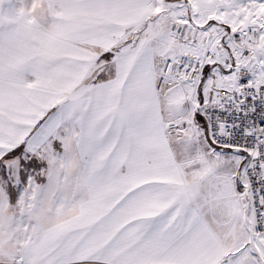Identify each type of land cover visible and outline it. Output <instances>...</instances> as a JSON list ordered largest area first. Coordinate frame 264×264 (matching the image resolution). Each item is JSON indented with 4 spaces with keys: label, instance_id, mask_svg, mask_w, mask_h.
<instances>
[{
    "label": "snow or ice",
    "instance_id": "6c2138e0",
    "mask_svg": "<svg viewBox=\"0 0 264 264\" xmlns=\"http://www.w3.org/2000/svg\"><path fill=\"white\" fill-rule=\"evenodd\" d=\"M0 264H264V0H0Z\"/></svg>",
    "mask_w": 264,
    "mask_h": 264
}]
</instances>
